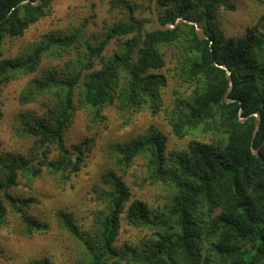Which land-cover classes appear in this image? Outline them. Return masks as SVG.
I'll use <instances>...</instances> for the list:
<instances>
[{
	"label": "trees",
	"instance_id": "trees-1",
	"mask_svg": "<svg viewBox=\"0 0 264 264\" xmlns=\"http://www.w3.org/2000/svg\"><path fill=\"white\" fill-rule=\"evenodd\" d=\"M37 1L0 0V57L7 36H24L50 13L53 0L33 5ZM224 1L159 0L160 21L176 24L172 30L160 31L153 18L130 15L100 39L83 29L50 32L21 55L0 59V89L20 75L38 74L19 102L48 101L42 115L23 111L16 117L15 135L32 142L28 155L0 156V224L10 209L28 237L48 230L25 212L32 200L11 190L20 177L32 183L45 172L64 188L80 172L93 142L86 139L70 148L64 143L75 111L86 112L93 123L105 119L107 108H115L126 123L143 109L153 115L164 111L175 137L195 138L185 152L167 151V137L155 128L108 143L106 154L115 169L104 171L102 186L94 189L102 208L94 211L91 227L82 229L69 214L59 213L62 227L83 251L74 264H264V14L245 35L225 39L214 22ZM185 21L203 28L208 39L198 37L196 27ZM150 24L154 27L148 30ZM113 42L117 49L105 57ZM165 50L172 51L177 84L172 108H164L162 94L169 80L162 72ZM46 56L64 65L38 73ZM221 66L231 72L228 98L234 102L225 100L229 83ZM257 113L260 127L254 137ZM139 158L145 160L144 180L170 190L163 208L142 200L127 206L131 191L123 177ZM123 215L127 225L150 235L117 246Z\"/></svg>",
	"mask_w": 264,
	"mask_h": 264
},
{
	"label": "rangeland",
	"instance_id": "rangeland-1",
	"mask_svg": "<svg viewBox=\"0 0 264 264\" xmlns=\"http://www.w3.org/2000/svg\"><path fill=\"white\" fill-rule=\"evenodd\" d=\"M150 0H126L122 5L115 0H53L50 13L32 25L22 37L7 36L1 51L3 58H14L21 55L28 46L38 41L44 34L61 32L70 34L74 30H85L90 38L98 39L114 24L126 22L130 15L138 19H152L149 7ZM131 6V9L130 7ZM230 6L234 8L229 9ZM132 11V12H131ZM264 14V5L255 0H225L215 18V26L225 39L238 38L252 29L259 17ZM154 25L147 26L148 30ZM117 49L111 43L105 57L112 55ZM167 64L162 70L168 76V86L162 91L164 108H172L173 91L177 89L172 69L174 60L171 50H165ZM66 60V59H65ZM64 61L43 57L39 71L51 67H62ZM99 64L97 62V67ZM38 74L18 76L17 79L0 89V156L16 154L27 156L32 142L22 140L15 135L16 117L20 112L29 111L36 115L43 114L42 104L46 99L36 103L22 105L19 96L28 82ZM105 119L90 122V116L75 111L73 123L67 129L64 143L67 147L81 143L86 139L93 142L80 172L73 176L64 188L57 187L56 182L45 173L32 183L19 178L18 185L11 190L16 197L32 200L25 207V212L48 226L43 233L28 237L18 215L8 209L6 219L0 224V264H36L45 260L53 264H74L83 258L80 244L62 227L60 212L69 214L82 229H89L94 221V211L102 205L96 201L94 189L101 187V174L115 169L108 159L106 147L113 141H124L148 132L155 128L167 137V151L185 152L195 135L178 139L166 120L164 111L155 115L147 109L133 114L129 122L122 119L115 108H107L102 112ZM90 122V123H89ZM198 140L211 142V137L198 136ZM145 160L137 159L123 177L131 191L129 206L134 200H142L151 208H163L170 201V190L161 184L151 185L145 181ZM150 235L147 229H137L127 225L125 215L122 217L120 233L116 240L117 246L139 243L142 238Z\"/></svg>",
	"mask_w": 264,
	"mask_h": 264
},
{
	"label": "water",
	"instance_id": "water-1",
	"mask_svg": "<svg viewBox=\"0 0 264 264\" xmlns=\"http://www.w3.org/2000/svg\"><path fill=\"white\" fill-rule=\"evenodd\" d=\"M158 1L159 0H152V2H151V12H152V18H153L155 26L157 27L158 30L163 31V32H165L167 30L174 29L176 27V24H171V23L163 24V23H161L160 17H159L158 12H157ZM28 2L29 1H24L21 4H26ZM40 2H41V0H38L37 2L33 3V5L37 6ZM181 20H183V19H179L178 21H181ZM185 22L190 24V25H194L196 27V32H197L198 37H200L202 39H208L207 35H205V33H204V29L203 28L199 27L198 25H196L193 22H189V21H185ZM220 68H222V69H224L226 71V76L228 78V83H229L225 100H226L227 103L234 102V100H231V99L228 98V95L233 90V80H232V77H231V72L225 66H221ZM254 116L256 117V120H257L256 126H255V131H254V137H255V135H256L259 127H260V116H259L258 113L255 114ZM253 152H254L256 157H259V151L257 149L254 150Z\"/></svg>",
	"mask_w": 264,
	"mask_h": 264
}]
</instances>
